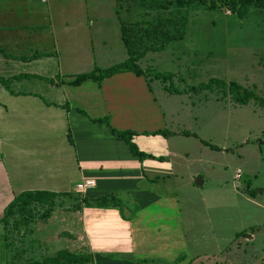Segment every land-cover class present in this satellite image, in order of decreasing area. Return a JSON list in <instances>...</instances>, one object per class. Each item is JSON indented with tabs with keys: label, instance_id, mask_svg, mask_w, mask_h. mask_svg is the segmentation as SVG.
I'll return each instance as SVG.
<instances>
[{
	"label": "crops",
	"instance_id": "0c3cea01",
	"mask_svg": "<svg viewBox=\"0 0 264 264\" xmlns=\"http://www.w3.org/2000/svg\"><path fill=\"white\" fill-rule=\"evenodd\" d=\"M28 3L0 0V18L31 14ZM29 34L23 30L21 38L20 30L0 22V78L35 76L12 81L8 91L0 87V218L23 192H51L67 204L81 198L88 203L75 211L65 214L55 203L48 219L25 226L34 229L29 252L43 258L61 250L91 254L94 264H199L178 201L179 185L191 175L190 153L180 148L177 155L171 144L196 133L175 125L179 111L167 114L144 76L126 72L79 86L60 83L77 75L64 71L57 41ZM55 78L57 84L47 82ZM163 93L169 106L181 95ZM111 128L131 132L146 156H135ZM107 195L119 203L95 206Z\"/></svg>",
	"mask_w": 264,
	"mask_h": 264
},
{
	"label": "rangeland",
	"instance_id": "374dc122",
	"mask_svg": "<svg viewBox=\"0 0 264 264\" xmlns=\"http://www.w3.org/2000/svg\"><path fill=\"white\" fill-rule=\"evenodd\" d=\"M27 6L31 14L1 16V25L20 30L21 38L23 30L31 37L51 34L67 75L122 63L127 58L119 34L122 22L143 26L146 21L186 17L183 39L160 52H146L138 65L173 75L171 81L154 80L151 72L145 77L167 114L179 111L175 125L196 133L171 143L177 155L182 148L190 153L191 175L178 189L189 251L195 259L200 257L199 264H264V103L254 99L264 98V9L246 8L237 16L218 4L208 11L197 4L177 8L172 0H29ZM213 78L235 82L254 97L238 105L227 90L190 91ZM169 85L183 91L172 97L173 106L163 102V92L172 94ZM198 177L203 178L200 188L194 186ZM109 201L117 205L112 198ZM55 203L66 214L87 201ZM51 211L46 205L31 204L9 218L0 228V264L44 259L29 252L34 229L25 226L48 219Z\"/></svg>",
	"mask_w": 264,
	"mask_h": 264
},
{
	"label": "trees",
	"instance_id": "16d2710c",
	"mask_svg": "<svg viewBox=\"0 0 264 264\" xmlns=\"http://www.w3.org/2000/svg\"><path fill=\"white\" fill-rule=\"evenodd\" d=\"M147 2H157L158 0H146ZM173 4L177 8L189 7L197 4L208 11L215 9L218 4L231 14L241 16L246 8L252 9H264V0H172ZM187 19L185 16L180 18H165L159 19L155 22L146 21L142 26L141 23L122 24L120 25V34L123 41V45L126 49L127 58L120 64L114 65L107 69H94L90 73H83L77 75L73 81L60 82L71 86H79L87 80L93 82H101L102 80L109 78L115 74L131 72L136 76H146L151 72L153 79L157 81L172 80L173 75L170 72H156L152 70H142L138 62L141 60L146 52H160L168 44L175 41H180L185 35ZM0 53H3L0 50ZM35 78V76L18 75L11 78H0V87L9 90V85L12 81L22 80L25 78ZM58 78L55 80H47L50 85L57 84ZM215 88L227 90L231 97V100L238 105H246L248 101L253 98L248 92L244 91L241 86L235 82L226 83L220 79H210L206 83H200L197 87H190V91H213ZM168 91L172 94H182L183 91L173 88L171 85L168 87ZM260 103H264V98L255 97ZM109 125L107 119H101ZM111 133L118 138L126 140L131 152L138 158H143L146 155L140 152L137 147L131 142V132L117 131L111 128ZM157 134L165 135L166 132L160 131ZM184 135H188L189 132H183ZM69 136V134H68ZM70 140V136H69ZM71 141V140H70ZM56 194L45 191L36 192H23L16 196L8 205L7 210L3 217L0 218V225L5 227L8 225L9 218L21 213L31 204L46 205L51 209L54 206ZM112 198L115 202L116 199L112 195H107L98 198L94 201L95 206L105 207L110 206L112 203L109 199ZM87 201V200H85ZM88 203V202H87ZM86 203V204H87ZM119 203V202H117ZM115 206V205H112ZM26 264H94V259L91 254L76 255L67 250L58 251L54 257L44 258L41 261H30Z\"/></svg>",
	"mask_w": 264,
	"mask_h": 264
},
{
	"label": "water",
	"instance_id": "95a60500",
	"mask_svg": "<svg viewBox=\"0 0 264 264\" xmlns=\"http://www.w3.org/2000/svg\"><path fill=\"white\" fill-rule=\"evenodd\" d=\"M195 185L198 186V187L202 186V180H201V178L198 177V178L195 180Z\"/></svg>",
	"mask_w": 264,
	"mask_h": 264
},
{
	"label": "built area",
	"instance_id": "2783aa9c",
	"mask_svg": "<svg viewBox=\"0 0 264 264\" xmlns=\"http://www.w3.org/2000/svg\"><path fill=\"white\" fill-rule=\"evenodd\" d=\"M46 0H41V2L45 3Z\"/></svg>",
	"mask_w": 264,
	"mask_h": 264
}]
</instances>
